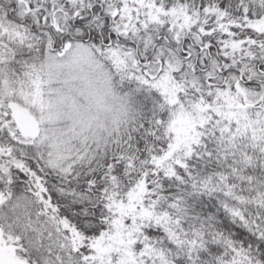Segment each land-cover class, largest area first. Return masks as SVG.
I'll use <instances>...</instances> for the list:
<instances>
[{
    "label": "snow or ice",
    "instance_id": "obj_1",
    "mask_svg": "<svg viewBox=\"0 0 264 264\" xmlns=\"http://www.w3.org/2000/svg\"><path fill=\"white\" fill-rule=\"evenodd\" d=\"M0 264H264V0H0Z\"/></svg>",
    "mask_w": 264,
    "mask_h": 264
}]
</instances>
